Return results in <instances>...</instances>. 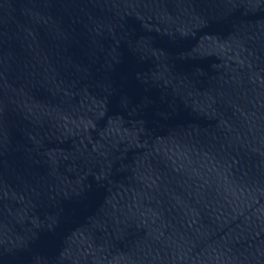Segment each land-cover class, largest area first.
I'll list each match as a JSON object with an SVG mask.
<instances>
[{"label": "water", "instance_id": "obj_1", "mask_svg": "<svg viewBox=\"0 0 264 264\" xmlns=\"http://www.w3.org/2000/svg\"><path fill=\"white\" fill-rule=\"evenodd\" d=\"M0 264H264V0H0Z\"/></svg>", "mask_w": 264, "mask_h": 264}]
</instances>
